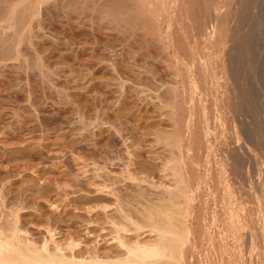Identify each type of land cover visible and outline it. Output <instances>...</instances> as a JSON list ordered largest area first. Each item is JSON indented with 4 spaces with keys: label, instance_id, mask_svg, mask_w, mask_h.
Listing matches in <instances>:
<instances>
[{
    "label": "rangeland",
    "instance_id": "rangeland-1",
    "mask_svg": "<svg viewBox=\"0 0 264 264\" xmlns=\"http://www.w3.org/2000/svg\"><path fill=\"white\" fill-rule=\"evenodd\" d=\"M207 1L203 32L178 0H153L160 18L130 0H49L23 23L15 14L17 49L0 7V201L18 208L33 238H49L52 226L57 240L74 231L81 245L117 252L102 235L113 230L105 215L119 222L118 198L141 222L144 196L176 186L169 147L179 137L188 186L199 185L184 264H264V0ZM125 233L156 238L146 228Z\"/></svg>",
    "mask_w": 264,
    "mask_h": 264
},
{
    "label": "bare ground",
    "instance_id": "bare-ground-1",
    "mask_svg": "<svg viewBox=\"0 0 264 264\" xmlns=\"http://www.w3.org/2000/svg\"><path fill=\"white\" fill-rule=\"evenodd\" d=\"M49 0H14V1H8V0H0V7H2L5 11V20L7 22V26L10 28H14V33H15V39L13 40L14 43L10 42V45L12 43L11 48H13V45L16 48V43H18V40L20 39V36L18 35V31L19 28L20 30L22 29L20 26V24H16L14 21V16L16 14V16H20L17 17L19 18L18 21L16 22H24V20L27 18H25L26 12L30 11L31 13L35 11L33 9H35L34 7L40 3H44L47 2ZM51 1V0H50ZM70 1V0H69ZM98 1V0H97ZM131 3L130 4L132 7L134 6L136 9H138L139 11V15H144L146 18V14H142V13H147V12H151L155 11L157 12V15L155 13V15L157 17L160 18L159 15L160 12L157 10V4H159V1L154 0L155 2H157V4L155 5L152 1L150 0H130ZM175 1V0H172ZM207 0H178L176 6H177V10H181V13H185L191 15L194 17V14H197L196 16H198V20L196 19L195 21V28H197V31H200L202 29V27L205 25V22L202 21L203 19L200 20L201 17L204 16V14L207 16L208 13L210 12V7L212 6L213 3H209ZM214 0H211V2H213ZM63 2V1H62ZM152 2V4L150 3ZM215 2V1H214ZM220 2V1H219ZM218 2V3H219ZM51 3V2H50ZM176 3V2H175ZM228 3V2H227ZM230 3V2H229ZM106 4V3H105ZM151 4V5H149ZM165 4V3H164ZM37 5V6H38ZM101 5V4H100ZM222 5V4H220ZM161 6V5H160ZM173 6V5H172ZM260 6V5H259ZM54 7V6H53ZM175 7V6H174ZM171 7V10H173ZM228 7V6H227ZM165 8V7H163ZM176 8V7H175ZM261 8V7H260ZM170 10V8H168ZM187 13L185 12L186 10ZM152 10V11H151ZM160 10V9H159ZM119 11V10H118ZM129 11V10H128ZM161 11V10H160ZM163 11V10H162ZM209 11V12H208ZM213 11V10H212ZM223 11V10H222ZM225 11V10H224ZM230 11V10H229ZM131 12V10H130ZM176 12V9H175ZM179 12V11H178ZM219 12V11H218ZM261 12V11H260ZM3 13V12H2ZM129 13V12H128ZM151 19H155L156 16L153 14H151ZM169 13V12H168ZM180 13V12H179ZM178 13V14H179ZM213 13V12H212ZM228 13V12H226ZM28 15H30V13H27ZM38 14V13H37ZM175 14V13H174ZM184 14V15H185ZM203 14V16H202ZM225 13H223L222 16H224ZM232 14V13H231ZM231 14L229 16H231ZM253 14V13H252ZM27 15V16H28ZM187 15V17L189 18V16ZM215 15V14H214ZM218 15V14H217ZM226 15V14H225ZM148 16V15H147ZM155 16V18H154ZM162 16V15H161ZM170 16V15H168ZM167 16V17H168ZM195 16V17H196ZM245 16V15H244ZM260 16V15H259ZM176 17V14H175ZM175 17H173L175 19ZM180 17V16H179ZM186 17V15L184 16ZM186 17V19H188ZM213 17V16H212ZM228 17L224 16V18ZM33 18V17H32ZM143 18V17H142ZM170 18V17H168ZM168 18H166L165 20H168ZM183 18V16H182ZM197 18V17H196ZM205 18V17H204ZM246 18V17H245ZM253 18V17H252ZM28 19V18H27ZM172 19V17H171ZM170 19V20H171ZM190 19V18H189ZM210 19V18H209ZM217 19V18H216ZM219 19V18H218ZM217 19V20H218ZM262 19V18H261ZM31 20V19H30ZM36 20V19H35ZM138 20V19H137ZM143 20V19H142ZM150 20V19H149ZM159 20V19H158ZM161 20H164L163 18ZM170 20L168 21L169 24ZM173 20V19H172ZM179 20V19H178ZM184 22L187 21L185 20V18L183 19ZM182 20V21H183ZM193 20V19H192ZM195 20V19H194ZM193 20V21H194ZM205 20V19H204ZM212 20V19H211ZM226 20H228L226 18ZM225 20V21H226ZM39 21V20H38ZM140 21V19H139ZM177 21V20H174ZM180 21V20H179ZM210 21V20H209ZM220 21V19H219ZM5 22V23H6ZM22 22V23H23ZM36 22V21H35ZM149 22V21H148ZM159 22V21H157ZM156 22V23H157ZM167 21H165L166 23ZM189 22V20H188ZM208 22V21H207ZM222 22V21H221ZM224 22V21H223ZM228 22V21H227ZM225 22V24L227 23ZM236 22V21H235ZM162 23V21H161ZM178 23V22H177ZM182 23V22H181ZM187 23V22H185ZM209 23V22H208ZM231 23V22H230ZM224 24V25H225ZM247 24V23H246ZM6 25V24H5ZM23 25V24H22ZM190 26V23L187 24ZM186 25V26H187ZM194 25V24H193ZM264 25V24H263ZM129 26V25H127ZM158 26V25H157ZM173 26V25H172ZM176 26V25H175ZM192 26V24H191ZM207 26V25H206ZM222 26V24H221ZM228 26V25H227ZM29 27V26H28ZM126 27V26H125ZM194 27V26H193ZM211 27V26H210ZM24 28V27H23ZM164 28V26H163ZM166 28V27H165ZM169 28V29H168ZM167 28V35H166V31L164 32L165 35L167 37H171V34L168 32L170 30V27ZM184 28V27H183ZM188 28V26H187ZM206 28V27H205ZM209 28V27H208ZM250 28V27H249ZM179 29V27H178ZM192 29V28H191ZM31 30V29H30ZM180 30V29H179ZM182 30V28H181ZM180 30V31H181ZM193 30V29H192ZM205 30V29H204ZM263 30V29H262ZM8 31V30H7ZM29 31V30H28ZM141 31V30H140ZM183 31V30H182ZM196 31V29H195ZM203 31V29H202ZM237 31V30H236ZM255 31V30H254ZM190 32V31H189ZM204 32V31H203ZM206 32V30H205ZM218 32V31H217ZM222 32V31H221ZM221 32H219L221 34ZM225 32V31H224ZM249 32V31H248ZM182 33V32H181ZM201 33V32H200ZM192 34V33H191ZM197 34V33H195ZM203 36L204 33H202ZM226 34V33H225ZM133 35V33H132ZM153 35V34H152ZM183 35V34H182ZM250 35V34H248ZM1 36V35H0ZM186 36V35H185ZM193 36V35H192ZM219 36V35H218ZM227 36V35H226ZM10 37V36H9ZM12 37V36H11ZM166 37V38H167ZM169 37V38H170ZM188 37V36H187ZM165 38V37H164ZM192 38V37H191ZM172 39V37H171ZM170 39V40H171ZM189 39V38H188ZM196 39V38H195ZM247 39V38H246ZM211 40V37H210ZM187 41V39H186ZM242 41V40H241ZM8 42V40L6 41ZM8 42V43H9ZM161 42V41H160ZM178 42V41H177ZM218 43V42H217ZM168 44H169V39H168ZM171 44V43H170ZM252 44V43H251ZM7 45V43L5 44ZM3 45V47L5 46ZM161 45V44H160ZM163 46V45H162ZM167 46V45H166ZM174 46V45H173ZM10 46H6L4 47L5 50L9 49ZM170 47V46H169ZM3 48V49H4ZM194 48V47H193ZM197 48V47H196ZM14 49V50H15ZM162 49V48H161ZM236 49V48H235ZM4 50V51H5ZM187 50V49H186ZM17 51V50H16ZM159 51V50H158ZM177 51V50H176ZM13 52V51H12ZM12 52L10 54H12ZM184 52V51H183ZM18 53V52H17ZM16 52H14V54H17ZM9 54V53H8ZM151 54V53H150ZM237 55V54H236ZM18 56V55H17ZM186 57V56H185ZM214 59V58H213ZM249 59V58H248ZM168 60V59H167ZM229 60V59H228ZM180 62V61H179ZM171 63V62H170ZM178 63V62H177ZM238 63V62H237ZM176 64V63H175ZM195 65V64H194ZM202 67V66H201ZM200 67V69H201ZM207 68V67H206ZM188 69V68H187ZM236 72V71H235ZM234 74V73H233ZM189 75V74H188ZM198 75V74H197ZM228 75V74H227ZM181 76V75H180ZM247 76V75H246ZM239 77V76H237ZM197 82V81H196ZM172 84V83H171ZM182 85V84H181ZM177 86V85H176ZM242 87V86H241ZM177 88V87H176ZM227 89V88H226ZM247 89V88H246ZM248 90V89H247ZM246 90V91H247ZM228 91V90H227ZM244 91H245V87H244ZM187 92V91H186ZM258 92V91H257ZM183 93V92H182ZM244 93V92H243ZM192 94V93H191ZM246 94V92H245ZM244 94V96L242 95V98L245 99L246 95ZM248 95H250V93H248ZM247 95V96H248ZM177 99V98H176ZM184 100V99H183ZM260 100V99H259ZM247 101V98H246ZM253 101V100H252ZM164 102V101H163ZM167 102V101H166ZM168 103V102H167ZM180 103V102H179ZM179 105V104H178ZM258 105V104H257ZM256 105V106H257ZM249 106V105H248ZM255 107V106H254ZM260 108L255 111V116L256 118L260 116L259 111ZM252 115V114H251ZM259 119V118H258ZM182 122V121H181ZM179 123V122H178ZM205 127V126H204ZM207 129V127L205 128ZM178 130V129H177ZM176 131V130H175ZM182 134V133H181ZM177 135V133H176ZM179 136V135H177ZM175 136V137H177ZM176 141H172V143H174L173 145H171L172 148L171 152L173 153V160L171 163V168L173 170L174 176H175V181H176V186L172 189L169 188H165V195L164 196H160L159 198L157 197L154 200H151L150 198H146L144 195V199L145 202L142 203V209H138L139 212L141 213V222H138V220L136 221L133 216L127 212V210L124 209L123 205L121 204L120 201L115 200V202H113V206H115V209L117 210L118 213H120V216L117 219H120L119 222H117V220H115V218H112V216L110 217L106 211V206L102 207L104 211V213H107V218H109L110 220L108 221V219L106 218V215L103 217L106 219L107 222H109V225H112L113 230L110 232H107L105 234H102L103 237L110 235L111 240H116L115 242H117L118 246L116 249H121L122 252L118 253L117 252H102V250H100V247L97 246V244H93L92 239L90 241V239H86L85 243L86 245H81V241L77 240V238L79 237H75V233L73 232H67L66 234V238L67 240L65 242H62L60 240H57L54 238L56 233L55 229L52 228V226H48L47 228H45L47 231V233L49 234V238L47 237H41L40 240H37L39 238H37L38 236H35V238L32 237L33 234H31V231H28L27 228L26 229H22V227H19L20 225H18V208L13 209L12 207H5L6 210H4L3 208V202L0 201V264H184L185 261H187L186 259V255H188V251L189 248L192 244V239L190 237V218H189V208L187 207L189 201H191L192 199H195L198 195L199 197V185L195 188V189H190L187 183V169L186 167L189 166V164L187 165V162L185 160H187V158L185 159V157L183 155H181L180 151V147L181 145H179V140L180 138L177 137L175 139ZM183 141V140H182ZM169 142V141H168ZM188 146V144L186 145ZM189 147V146H188ZM183 149V148H182ZM183 152V151H182ZM109 155V154H108ZM191 155V154H190ZM187 156V155H186ZM195 159V158H194ZM197 163V161H195ZM192 163V162H191ZM194 163V162H193ZM128 169V168H127ZM166 170V169H165ZM171 173V172H170ZM133 179V178H132ZM157 183V182H156ZM262 183V182H261ZM140 185V184H139ZM151 186V185H150ZM262 188H263V193L260 191L263 196H264V182L262 184ZM168 187V186H167ZM258 187V186H257ZM261 187V185H260ZM160 188V187H159ZM253 188V187H252ZM160 190V189H159ZM249 190V189H248ZM138 191V190H137ZM195 191V193L192 192ZM106 192V191H105ZM249 192V191H248ZM256 192V191H255ZM139 193V192H138ZM162 193V195H163ZM251 193V192H250ZM141 195V193H139ZM143 194V192H142ZM195 194V195H194ZM259 194V193H257ZM260 194V195H262ZM249 195V194H248ZM250 196V195H249ZM248 196V197H249ZM111 197V196H110ZM143 198V197H142ZM251 198V197H250ZM262 198V196H261ZM264 198V197H263ZM262 198V199H263ZM92 199V198H91ZM230 199L231 196H230ZM1 200V199H0ZM66 200V199H65ZM112 200V199H111ZM254 200V199H253ZM264 200V199H263ZM3 201L4 197H3ZM226 201V200H225ZM233 202V200H231ZM238 201V200H237ZM236 201V202H237ZM255 201V200H254ZM252 201V202H254ZM63 202V201H62ZM89 202V201H88ZM92 204V203H91ZM225 204V203H223ZM233 204V203H232ZM239 204V203H238ZM241 204V203H240ZM7 205V204H6ZM5 205V206H6ZM261 205V204H260ZM89 206V205H88ZM87 206V208H88ZM234 206V205H233ZM15 207V206H14ZM91 206H89L90 208ZM226 207V206H225ZM88 208V210H89ZM228 208V206H227ZM264 208V207H263ZM90 209H93L92 207ZM95 207H94V211L93 210H89L90 212L93 211V213L95 212ZM226 209V208H225ZM17 210V211H16ZM230 210V209H228ZM232 210V209H231ZM263 210V209H262ZM97 211V209H96ZM100 211V210H99ZM97 211V212H99ZM234 211V210H233ZM95 212V213H97ZM227 212V211H226ZM261 212V211H260ZM92 213V214H93ZM117 213V214H118ZM228 213V212H227ZM99 214V213H98ZM97 214V215H98ZM102 214V213H100ZM250 214V213H249ZM95 215V214H94ZM238 215V214H237ZM260 215V214H259ZM223 216V215H222ZM229 216V214H228ZM94 217V216H93ZM116 217V216H115ZM98 218V217H96ZM103 218V219H104ZM232 218V217H231ZM104 219V221H105ZM140 219V218H139ZM239 219V218H238ZM255 219V218H254ZM97 220V219H96ZM91 222L94 223H99V222H95L90 220ZM87 222L88 223H90ZM129 222L130 225L133 226V229H130L129 226L126 224V222ZM241 221V220H240ZM22 222V221H21ZM230 222L233 223V221L230 220ZM262 222V221H261ZM105 223V222H104ZM239 223V222H238ZM20 224V223H19ZM52 224V223H51ZM50 224V225H51ZM23 225V224H22ZM90 225V224H88ZM88 225H84V226H88ZM93 225V224H92ZM95 225V224H94ZM231 226H234L233 224H229ZM237 225V223H236ZM235 225V226H236ZM239 226V224H238ZM237 226V227H238ZM244 226V225H243ZM91 227V226H90ZM93 227V226H92ZM91 227V228H92ZM103 227V226H102ZM263 227V226H262ZM44 228V227H43ZM89 228V227H87ZM100 228V227H99ZM104 228V227H103ZM147 229V231L150 234H155L156 238L154 237L153 239L149 240V241H144L141 243V241L139 240H134L132 241L131 238L130 240H128L127 238H125L127 236V233L125 232H129L130 230H134V232H138L141 229ZM75 229V228H74ZM90 229V228H89ZM88 229V230H89ZM93 229V228H92ZM96 229V228H95ZM106 230V227L104 228ZM233 229V228H232ZM236 229V228H235ZM238 229V228H237ZM240 229V228H239ZM262 229V228H261ZM30 230V229H29ZM84 230V228H83ZM87 230V229H86ZM85 230V231H86ZM94 230V229H93ZM228 230V229H227ZM103 231V229L101 230ZM107 231V230H106ZM231 231V230H230ZM54 232V233H53ZM78 232V231H77ZM90 232V230H89ZM123 232L126 234L124 236ZM239 232V231H238ZM236 231V233H238ZM91 233V232H90ZM89 233V234H90ZM93 233H95L93 231ZM92 233V234H93ZM103 233V232H102ZM233 233V232H232ZM235 233V232H234ZM235 233V235L237 236V234ZM263 233V231L261 232ZM42 234V233H41ZM47 234V235H48ZM78 234V233H77ZM152 234V235H153ZM240 234V233H239ZM35 235V234H34ZM100 237V234H98ZM97 235V236H98ZM101 235V236H102ZM140 235V234H138ZM137 235V236H138ZM234 235V238H235ZM243 235V234H242ZM245 235V232H244ZM84 236V235H82ZM87 236V233H86ZM91 236V235H90ZM93 236V235H92ZM58 237V236H57ZM65 237V236H64ZM89 237V235H88ZM102 237V238H103ZM109 237V236H108ZM106 239H109V238ZM224 237V236H223ZM232 237V235H231ZM238 237V236H237ZM236 237V238H237ZM76 238V240H75ZM90 238V237H89ZM93 238V237H92ZM101 239V240H105L106 239ZM239 238V237H238ZM81 239V238H79ZM95 239V238H94ZM259 239V238H258ZM263 239V238H262ZM84 240V239H83ZM87 240L89 244H87ZM96 240V239H95ZM99 240V238H98ZM242 240V239H241ZM244 240V239H243ZM97 241V240H96ZM235 241V240H234ZM239 241V240H237ZM258 241V240H257ZM264 241V240H263ZM99 242V241H98ZM232 242V241H231ZM242 243V242H241ZM239 244V243H238ZM237 244V245H238ZM236 245V244H235ZM240 246V245H238ZM233 247V246H232ZM236 247V246H235ZM241 247V246H240ZM257 247V246H256ZM238 249V248H237ZM264 249V248H263ZM104 251V250H103ZM224 253V252H223ZM223 259V258H222Z\"/></svg>",
    "mask_w": 264,
    "mask_h": 264
}]
</instances>
